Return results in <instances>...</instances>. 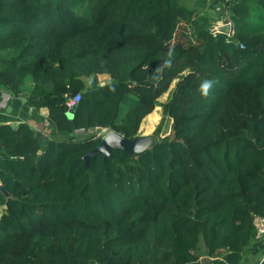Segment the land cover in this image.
Returning <instances> with one entry per match:
<instances>
[{
  "label": "trees",
  "instance_id": "16d2710c",
  "mask_svg": "<svg viewBox=\"0 0 264 264\" xmlns=\"http://www.w3.org/2000/svg\"><path fill=\"white\" fill-rule=\"evenodd\" d=\"M222 13L229 38L179 0H0V90L55 127L0 125V264L243 263L264 216V0ZM174 82L168 135L86 161L100 129L138 138Z\"/></svg>",
  "mask_w": 264,
  "mask_h": 264
},
{
  "label": "crops",
  "instance_id": "0c3cea01",
  "mask_svg": "<svg viewBox=\"0 0 264 264\" xmlns=\"http://www.w3.org/2000/svg\"><path fill=\"white\" fill-rule=\"evenodd\" d=\"M179 2L185 8L197 10V13L207 17L212 24L222 19V16L220 19L218 16L223 11L225 0H179ZM101 77L106 79L105 81L108 80L105 76ZM105 81L102 82L100 79L101 84ZM3 93L4 91L0 90V105H5L4 109L0 111V125L10 122H16L18 125L26 123L32 130L47 138L55 133L54 125L47 118L46 109L35 110L26 103L25 99L12 97L8 93L9 98H6ZM140 132L141 130H139V135ZM263 253L264 241L253 240L242 264H259Z\"/></svg>",
  "mask_w": 264,
  "mask_h": 264
},
{
  "label": "water",
  "instance_id": "95a60500",
  "mask_svg": "<svg viewBox=\"0 0 264 264\" xmlns=\"http://www.w3.org/2000/svg\"><path fill=\"white\" fill-rule=\"evenodd\" d=\"M222 22L224 25L223 27V31L224 32H229V25H228V18L226 17H222ZM238 47H243L241 44H238ZM75 109V106H73L67 113V116L69 118L72 117L73 111ZM10 126L11 129L16 130L17 128V123L16 122H10L8 124ZM34 131V130H33ZM37 137H43L44 136L36 131H34ZM89 132H98V129L95 128H90V129H78L74 131L75 135H81V134H85V133H89ZM148 146H144L143 143H139L138 142V138H136L133 141H130L126 138H124L123 136L114 133V132H110L109 134H107L105 137H103L101 139L100 144L91 152H89L85 159L86 161H88V159H90L91 157L98 155V154H102L104 156V158H110L111 157V152L112 151H117V150H121L124 152H129V153H136V152H140L142 149L146 148ZM0 191L2 193H4L2 186L0 185ZM5 195V193H4Z\"/></svg>",
  "mask_w": 264,
  "mask_h": 264
},
{
  "label": "rangeland",
  "instance_id": "374dc122",
  "mask_svg": "<svg viewBox=\"0 0 264 264\" xmlns=\"http://www.w3.org/2000/svg\"><path fill=\"white\" fill-rule=\"evenodd\" d=\"M225 17V14L222 12L218 19ZM218 21L215 22V25ZM101 81H105L106 79H102ZM175 82L170 85L168 90L163 93L161 96L156 99L157 104L149 113V115L144 119L143 123L140 126V135L138 137V142L143 143L144 146H149L153 141H155L158 137H163L169 134L171 122L168 118H165L163 115V109L160 106L161 104L165 103L169 93L171 92L172 88L174 87ZM100 134H103L101 131ZM3 194V193H2ZM5 197V195H3ZM3 200L0 198V212L3 210Z\"/></svg>",
  "mask_w": 264,
  "mask_h": 264
},
{
  "label": "built area",
  "instance_id": "2783aa9c",
  "mask_svg": "<svg viewBox=\"0 0 264 264\" xmlns=\"http://www.w3.org/2000/svg\"><path fill=\"white\" fill-rule=\"evenodd\" d=\"M228 1H232V0H225V3L228 2ZM226 18H228V25H229V32H224L223 31V27L225 24H223L222 22V19L219 20L216 25L215 23L212 24V26L210 27V33L212 35H217V34H226L227 37H231L234 33V30H233V26H232V23L230 21V18L228 16H225ZM3 95L6 97V98H9V95L7 93H3ZM80 99V95H75L72 99H70L66 105L69 109H71ZM5 105L2 104L0 105V111H2L4 109ZM103 132V134H99L101 135V137H105L107 134L110 133V131L108 129H100V132ZM252 224H253V227H254V231H255V234H254V240L255 241H264V216H259V215H254L253 216V219H252ZM264 261V253L262 255V258L260 259L259 261V264H261V262Z\"/></svg>",
  "mask_w": 264,
  "mask_h": 264
},
{
  "label": "clouds",
  "instance_id": "9594fccd",
  "mask_svg": "<svg viewBox=\"0 0 264 264\" xmlns=\"http://www.w3.org/2000/svg\"><path fill=\"white\" fill-rule=\"evenodd\" d=\"M213 87V82L209 80H205L200 85L199 91L203 96H207L210 92V89Z\"/></svg>",
  "mask_w": 264,
  "mask_h": 264
}]
</instances>
